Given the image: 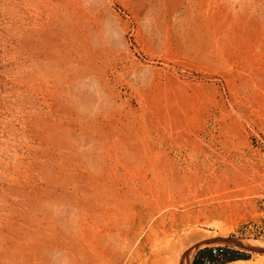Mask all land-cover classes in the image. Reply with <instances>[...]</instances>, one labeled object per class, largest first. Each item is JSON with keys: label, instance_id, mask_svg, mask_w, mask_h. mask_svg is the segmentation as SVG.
Here are the masks:
<instances>
[{"label": "rangeland", "instance_id": "1", "mask_svg": "<svg viewBox=\"0 0 264 264\" xmlns=\"http://www.w3.org/2000/svg\"><path fill=\"white\" fill-rule=\"evenodd\" d=\"M216 236L264 242V0H0V264H264Z\"/></svg>", "mask_w": 264, "mask_h": 264}, {"label": "trees", "instance_id": "2", "mask_svg": "<svg viewBox=\"0 0 264 264\" xmlns=\"http://www.w3.org/2000/svg\"><path fill=\"white\" fill-rule=\"evenodd\" d=\"M248 256L249 254L243 250L224 246L221 256L217 259H214V256L211 255L209 249L207 247H203L195 251L191 259V264H202L203 257L209 259V264H218L224 261H230L237 258H247Z\"/></svg>", "mask_w": 264, "mask_h": 264}, {"label": "water", "instance_id": "3", "mask_svg": "<svg viewBox=\"0 0 264 264\" xmlns=\"http://www.w3.org/2000/svg\"><path fill=\"white\" fill-rule=\"evenodd\" d=\"M211 240L222 241L252 251L264 252V242L256 238L237 237V236H216L211 238ZM196 245H198V243L185 249L181 253L179 264H183L184 259L186 258L188 252L191 251Z\"/></svg>", "mask_w": 264, "mask_h": 264}, {"label": "built area", "instance_id": "4", "mask_svg": "<svg viewBox=\"0 0 264 264\" xmlns=\"http://www.w3.org/2000/svg\"><path fill=\"white\" fill-rule=\"evenodd\" d=\"M208 249H209L211 255H213L214 257H220L222 250H223V247L222 246H213V247H210ZM209 262L210 261L208 258L203 257L202 264H209Z\"/></svg>", "mask_w": 264, "mask_h": 264}, {"label": "crops", "instance_id": "5", "mask_svg": "<svg viewBox=\"0 0 264 264\" xmlns=\"http://www.w3.org/2000/svg\"><path fill=\"white\" fill-rule=\"evenodd\" d=\"M246 260H248V258H237V259H233V260H230V261H246Z\"/></svg>", "mask_w": 264, "mask_h": 264}, {"label": "bare ground", "instance_id": "6", "mask_svg": "<svg viewBox=\"0 0 264 264\" xmlns=\"http://www.w3.org/2000/svg\"><path fill=\"white\" fill-rule=\"evenodd\" d=\"M188 256V255H187ZM186 262V261H185Z\"/></svg>", "mask_w": 264, "mask_h": 264}]
</instances>
